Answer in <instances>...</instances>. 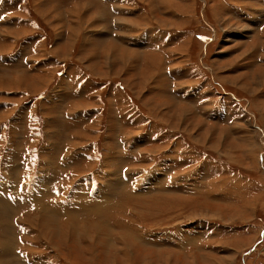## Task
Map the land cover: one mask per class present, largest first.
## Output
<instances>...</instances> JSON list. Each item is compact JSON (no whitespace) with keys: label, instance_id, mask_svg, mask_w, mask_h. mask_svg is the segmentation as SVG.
Returning <instances> with one entry per match:
<instances>
[{"label":"rangeland","instance_id":"1","mask_svg":"<svg viewBox=\"0 0 264 264\" xmlns=\"http://www.w3.org/2000/svg\"><path fill=\"white\" fill-rule=\"evenodd\" d=\"M0 264H264V0H0Z\"/></svg>","mask_w":264,"mask_h":264},{"label":"crops","instance_id":"2","mask_svg":"<svg viewBox=\"0 0 264 264\" xmlns=\"http://www.w3.org/2000/svg\"><path fill=\"white\" fill-rule=\"evenodd\" d=\"M105 14H106V18H105V15H104V19H103V21H104L105 24H106V23L108 24V14H107V10H106ZM104 30H105V29H104ZM105 33H106V31H105ZM109 35H110V34H109V29H108V32L106 33L105 37H103V42H107L108 37H110ZM100 36H101V35H100ZM111 43H112V46H113V45H114V42L111 41ZM107 53H108V51H107Z\"/></svg>","mask_w":264,"mask_h":264},{"label":"bare ground","instance_id":"3","mask_svg":"<svg viewBox=\"0 0 264 264\" xmlns=\"http://www.w3.org/2000/svg\"><path fill=\"white\" fill-rule=\"evenodd\" d=\"M117 183V182H116ZM119 185V184H118ZM121 187V186H120ZM45 209V208H44ZM42 210V209H41ZM48 211V210H47ZM99 224V223H98Z\"/></svg>","mask_w":264,"mask_h":264}]
</instances>
